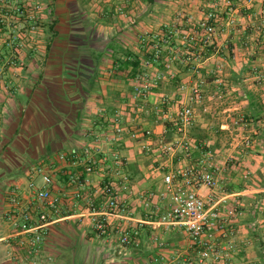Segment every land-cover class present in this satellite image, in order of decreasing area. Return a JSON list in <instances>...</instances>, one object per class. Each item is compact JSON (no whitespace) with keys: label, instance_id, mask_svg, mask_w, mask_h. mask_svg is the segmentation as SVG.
I'll return each instance as SVG.
<instances>
[{"label":"crops","instance_id":"0c3cea01","mask_svg":"<svg viewBox=\"0 0 264 264\" xmlns=\"http://www.w3.org/2000/svg\"><path fill=\"white\" fill-rule=\"evenodd\" d=\"M36 2L41 5L43 27L38 48L22 47L18 53L8 45L0 49V163L8 156L20 157L12 158L16 168L5 177L6 196L12 186H24L32 178L41 184V177L32 174L34 167L51 173L54 191L63 195L61 214L35 256L40 264H53L60 253L97 241L121 248L108 258L113 264L191 260L175 253L185 246L195 253L184 229L159 221L169 204L163 177L205 153L220 168L221 188L235 195L242 213L234 224L230 263L264 264V0H232L230 14L220 3L217 33L207 46L194 29L215 0ZM51 20L55 34L48 49L45 24ZM184 34L192 38L184 42ZM147 35L162 42L160 59L151 67L142 65L136 77L132 66L113 63L128 51L142 55L150 42ZM13 57L18 68L5 66ZM143 74L157 79L144 97L135 93ZM196 86L203 96L199 103L191 100ZM186 105L194 110L188 138L195 151L189 161L181 151L165 150L175 135L171 119ZM238 115L244 116L246 125L234 124ZM116 125L123 131L112 139ZM242 137L250 139L249 147L242 144ZM114 156L122 159V172L129 179V191L122 195L129 219L112 217L110 234L100 238L89 218L71 208L75 187L68 179L72 173L81 174L87 181L85 193L93 194L103 182L115 179ZM88 158L97 162L91 173L82 165ZM80 206L82 213L83 200ZM3 216L0 264L10 247L19 249L17 263L24 264L25 251L18 239L5 240L10 230ZM135 224L137 245L121 246L117 227Z\"/></svg>","mask_w":264,"mask_h":264},{"label":"built area","instance_id":"2783aa9c","mask_svg":"<svg viewBox=\"0 0 264 264\" xmlns=\"http://www.w3.org/2000/svg\"><path fill=\"white\" fill-rule=\"evenodd\" d=\"M220 3L223 4L226 14L231 13L232 0H215L212 10L196 24L194 29L196 36L201 35L200 40L203 46L211 44L217 33V24L220 20L217 12L221 8ZM261 13L262 23H264V7ZM42 38L41 5L38 2L0 0V49L4 45L13 48L16 53L22 47L37 49ZM191 38L188 34L182 36L184 42ZM147 39L153 42L157 40V37L149 36ZM153 47L155 58H157L161 53V47L158 43H154ZM198 57V54H194L193 58ZM143 64L145 67H151L152 62L144 60ZM19 65L15 57L5 62V66L13 68H18ZM156 84L157 79L143 74L135 85V93L144 97ZM202 97L200 87L192 88L191 100L199 103L203 100ZM193 122L194 110L190 105L183 106L172 117L171 124L175 135L172 142L165 147L169 154L180 150L186 160L191 159L195 148L188 138V129ZM234 124L237 127L246 125L244 116L238 115ZM122 131L123 127L116 125L112 139H115ZM146 133L150 134L149 131ZM242 138V144L249 147L250 139ZM203 156L195 164H188L165 173L164 193L169 197V204L159 221L165 225H177L189 236L196 258L193 261L187 259L181 264H231L229 251L234 252L233 244L236 235L234 224L236 218L242 213L237 198H234L235 195L221 188V170L211 163L210 153H205ZM96 164L93 158L82 162L86 173L94 171ZM113 165L115 179L103 182L93 194L85 193L87 181L81 177V174L72 173L68 179V185L75 187L71 193L73 201L71 208L80 210V216L89 218L91 227L100 238L110 234L112 217L125 218L126 216V219H129L127 215L130 211L122 196L124 192L129 191V179L126 173L122 172L123 162L120 157L114 156ZM32 174L41 177V184L38 185L32 178L24 186H12L7 194V206L3 213V223L10 230L5 240L18 239L19 246L25 251V254L21 256L24 264H40L35 256L41 251L50 227L61 214L63 205V195L53 189L55 181L52 174L41 167H34ZM203 189L205 192L202 191ZM82 200L85 206L81 213L80 201ZM153 215L154 213H150L149 217ZM140 225L142 226V223ZM117 231L121 246L137 245L139 231L136 224L129 227H117ZM10 249L2 264H18L19 249L13 247ZM47 260L50 261V257ZM162 261L163 258H154L152 262L164 264Z\"/></svg>","mask_w":264,"mask_h":264},{"label":"rangeland","instance_id":"374dc122","mask_svg":"<svg viewBox=\"0 0 264 264\" xmlns=\"http://www.w3.org/2000/svg\"><path fill=\"white\" fill-rule=\"evenodd\" d=\"M36 2V0H33ZM207 1V0H206ZM224 9V8H223ZM42 23V22H41ZM77 40H80L81 37H77L76 38ZM79 42V41H78ZM180 151V150H178ZM19 152V151H17ZM20 158L18 156V154H15V156H8V159L9 160H6V158H2V162L0 163V221H1V218H2V215H3V210H4V201H5V196H6V190H7V187L9 186L8 183H7V180L5 179L6 175H9L10 173H12V170L9 171L10 169H15L16 166H15V161H12V158ZM195 164L196 162H192V164ZM7 197V196H6ZM1 223V222H0ZM1 238V236H0ZM2 241V240H0ZM0 243H3L0 242ZM118 244H114L113 247L111 246H107L105 245V243H103L102 241H97L95 242V244L91 245V246H81V245H78V251L83 255V257H85L89 262H92V263H97L98 261H103V264H113L114 261H108V258L111 256H114V252H115V249H121L120 247L117 246ZM114 248V249H113ZM187 250V252H183L184 250ZM117 254V252H115ZM175 253L179 254V253H184L183 255H187L188 257L192 258L191 260H195L196 258V254L195 253H191V251L189 252V249L187 248V246H185L183 249H179L178 251L175 250ZM186 253V254H185ZM119 262V261H118ZM117 264H129L128 262L125 263V261H120L119 263ZM131 264H136V262L134 263H131Z\"/></svg>","mask_w":264,"mask_h":264},{"label":"trees","instance_id":"16d2710c","mask_svg":"<svg viewBox=\"0 0 264 264\" xmlns=\"http://www.w3.org/2000/svg\"><path fill=\"white\" fill-rule=\"evenodd\" d=\"M55 21L51 20L48 23L45 24V30L48 33V36L46 38L47 41V48L49 49L51 45L52 38L55 34L54 31ZM154 43H158L159 45L162 43L159 40H154L153 42H149L146 45L145 52L140 54H134L130 51L126 52L123 57L121 58H115L113 63L120 62L122 66L120 68H125L127 66H132V73L133 75L136 74V77L141 74V68L143 64V60H150L152 63L156 62L160 59L161 54L158 55L157 58H155V49L153 47ZM53 264H103V261H98L97 263L89 262L83 255L75 248L72 250H66L62 253H60L57 258L54 260Z\"/></svg>","mask_w":264,"mask_h":264}]
</instances>
